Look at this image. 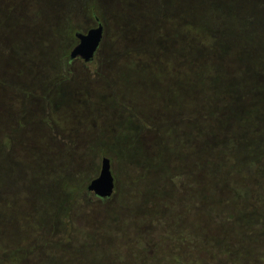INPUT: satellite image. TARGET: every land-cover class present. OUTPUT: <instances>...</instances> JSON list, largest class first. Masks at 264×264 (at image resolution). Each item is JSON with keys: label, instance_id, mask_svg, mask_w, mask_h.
<instances>
[{"label": "rangeland", "instance_id": "1", "mask_svg": "<svg viewBox=\"0 0 264 264\" xmlns=\"http://www.w3.org/2000/svg\"><path fill=\"white\" fill-rule=\"evenodd\" d=\"M88 1L75 0L72 12L71 0H0V59L13 58L12 66L22 68L20 78L6 65L7 74H0V140L11 146L0 144V156H8L0 158V264H210L191 246L193 235L202 237L200 230L198 235L187 232L191 218L184 223L171 219L159 195L146 205L137 202L144 189H136L138 179L146 173L138 163L146 161L149 167L161 161L152 127L167 122L178 108L183 125H205V110L212 107L199 87H184L190 79L184 62L177 67L166 53L160 60L150 56L144 44L145 29L154 27L166 46L171 45L172 21L158 18L168 11L163 3L174 0H101V45L91 62L71 63L69 53L78 43L72 34L97 24ZM131 14L137 15L135 24H124L126 31L121 32L117 16L125 22ZM135 27L139 36H132ZM16 83L25 84L28 94L19 93L24 86L15 89ZM171 91L169 99L164 93ZM260 99L259 104L249 100L250 107L264 115V96ZM256 124L261 130L263 123ZM126 142H135L136 150L127 149ZM170 156L171 165L177 166ZM102 157L110 159L115 181L105 203L85 192L100 175ZM180 159L181 175L173 184L188 176L186 160ZM149 175L163 183L160 174ZM58 177L78 190L68 204V219L62 214L60 223L56 217L46 231V217L35 213L45 201L38 204L35 189L49 190ZM139 208L147 210L146 218L135 216ZM257 231L244 242H232L235 261L228 264H264V240L259 239L264 233L262 227Z\"/></svg>", "mask_w": 264, "mask_h": 264}, {"label": "trees", "instance_id": "2", "mask_svg": "<svg viewBox=\"0 0 264 264\" xmlns=\"http://www.w3.org/2000/svg\"><path fill=\"white\" fill-rule=\"evenodd\" d=\"M86 3H91L88 8L90 17L96 23L100 22L102 16L98 9L101 0H89ZM169 3H163L162 6H167L168 11L159 16L158 22L165 19L172 21L168 24L173 31L169 34L172 36L171 45L166 46L165 37L157 35L154 27H147L144 44L148 55H158L160 60L162 54L166 53V57L174 60L177 67L184 62V70L190 78L184 87H199L205 101L208 104L212 102V107L205 110V125H183L179 116L181 108H178L169 114L167 122L160 121L152 127L160 146L161 161H157L160 162L159 166L155 163L149 167L146 161V164L138 163L146 173L138 179L136 189H144L139 190L137 202L141 199L146 205L155 201L154 195H159L158 202L162 203L166 211L169 210L171 219L181 218L182 223L188 218L192 219L187 221L190 236L198 235L199 230L202 232L201 238L200 234L199 238L193 235L190 243L205 257L206 262L233 263L234 240L244 242L245 238L258 234L259 227L264 233V121H261L264 115L256 114L257 111L250 107L249 102L255 100L258 104L262 103L260 98L264 96V0H174ZM69 7L72 12L76 11L75 0H71ZM131 15L125 22L124 16H117V27L121 32L124 24H135L137 15L136 18ZM2 28L4 33L10 34ZM132 29L134 36L139 30L136 27ZM74 34L73 38L76 39ZM4 65L19 77L22 68L12 66L13 58L2 55L0 74H7L4 73L7 71ZM42 77L45 76L42 74ZM19 82L25 83L23 79ZM16 86L15 89L24 86V92L19 93L28 94L24 90L27 88L25 84L16 83ZM172 91L170 94L165 92V96L170 99L174 94ZM178 96L179 93L177 99ZM258 121L263 123L259 131L256 126ZM126 143H129L127 149L136 150L135 142ZM0 144L11 147L7 139L0 140ZM170 155L174 156L177 166L171 165ZM181 156L186 160L188 172L185 173L188 176L176 182L178 184H173V178L181 175L179 171L182 169L178 162ZM4 157H8L6 153L0 156L1 160ZM8 164L12 171L9 159ZM153 172L163 176V183L150 178L149 173ZM63 179L58 177L49 190L45 188V192L41 187L36 186L35 189L38 204L45 201L44 206L39 204L35 213L46 217L47 222L43 223L46 231H49L47 226L56 217L60 223L62 214L67 217L68 204L78 190L69 182L64 184ZM85 192L95 196L86 189ZM107 200L100 201L105 203ZM179 207L185 211L184 215ZM146 209L139 208L135 216L146 218ZM199 216L201 219L197 223ZM170 227L173 236L178 235ZM138 234L145 237L141 232ZM259 239L261 242L264 240Z\"/></svg>", "mask_w": 264, "mask_h": 264}, {"label": "water", "instance_id": "3", "mask_svg": "<svg viewBox=\"0 0 264 264\" xmlns=\"http://www.w3.org/2000/svg\"><path fill=\"white\" fill-rule=\"evenodd\" d=\"M104 31L102 24L97 22L95 26L88 28L85 33L76 32L74 36L78 43L71 50L70 59L79 58L85 63L91 61L101 45ZM99 174V176L90 180L86 190L93 192L100 200H107L112 197L115 189L114 175L111 171L109 158H102Z\"/></svg>", "mask_w": 264, "mask_h": 264}, {"label": "flooded vegetation", "instance_id": "4", "mask_svg": "<svg viewBox=\"0 0 264 264\" xmlns=\"http://www.w3.org/2000/svg\"><path fill=\"white\" fill-rule=\"evenodd\" d=\"M85 32H86V31H85ZM85 32H83V33H85ZM75 33H76V32H75ZM74 47H75V46H74ZM74 47H73V48H74ZM73 48H72V49H73ZM72 49H71V50H72ZM70 52H71V51H70ZM69 55H70V53H69ZM95 55H96V54H95ZM95 55H94V57H95ZM94 57H93V59H94ZM93 59H92V60H93ZM68 60H69V62H71V63L76 62V61L79 60V61H82L84 64H87V63H85L83 60H81V59H79V58H76V59L71 60V59H70V56H68ZM92 60H91V61H92ZM91 61H88V62H91Z\"/></svg>", "mask_w": 264, "mask_h": 264}]
</instances>
